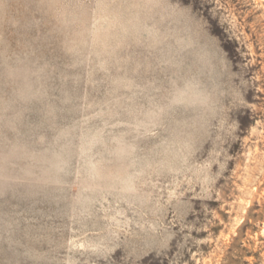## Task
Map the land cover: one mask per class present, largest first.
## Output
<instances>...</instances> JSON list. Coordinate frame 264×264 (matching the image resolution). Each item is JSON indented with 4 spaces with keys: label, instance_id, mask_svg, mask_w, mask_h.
<instances>
[{
    "label": "rangeland",
    "instance_id": "374dc122",
    "mask_svg": "<svg viewBox=\"0 0 264 264\" xmlns=\"http://www.w3.org/2000/svg\"><path fill=\"white\" fill-rule=\"evenodd\" d=\"M0 264H264V0H0Z\"/></svg>",
    "mask_w": 264,
    "mask_h": 264
}]
</instances>
